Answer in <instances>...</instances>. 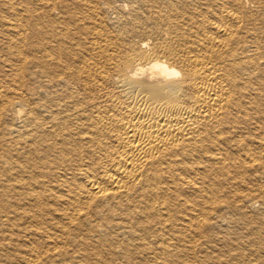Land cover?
I'll return each mask as SVG.
<instances>
[{
  "label": "bare ground",
  "instance_id": "bare-ground-1",
  "mask_svg": "<svg viewBox=\"0 0 264 264\" xmlns=\"http://www.w3.org/2000/svg\"><path fill=\"white\" fill-rule=\"evenodd\" d=\"M0 264H264V0H0Z\"/></svg>",
  "mask_w": 264,
  "mask_h": 264
}]
</instances>
